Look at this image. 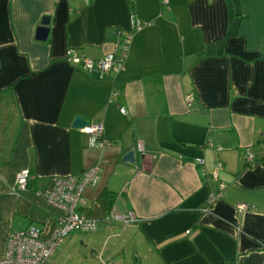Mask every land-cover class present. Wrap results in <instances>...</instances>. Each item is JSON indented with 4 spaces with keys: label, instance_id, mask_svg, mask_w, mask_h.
Returning <instances> with one entry per match:
<instances>
[{
    "label": "crops",
    "instance_id": "0c3cea01",
    "mask_svg": "<svg viewBox=\"0 0 264 264\" xmlns=\"http://www.w3.org/2000/svg\"><path fill=\"white\" fill-rule=\"evenodd\" d=\"M132 14L148 25L132 31ZM121 33L131 44L119 72L66 60L100 59ZM77 115L102 122L103 147L72 127ZM218 163L224 189L208 204ZM94 164L100 182L80 209L95 237L124 243L92 249L102 264H264V0H0V258L12 233L56 225L34 191ZM23 168L31 185L15 194ZM103 191L136 219H108Z\"/></svg>",
    "mask_w": 264,
    "mask_h": 264
},
{
    "label": "built area",
    "instance_id": "2783aa9c",
    "mask_svg": "<svg viewBox=\"0 0 264 264\" xmlns=\"http://www.w3.org/2000/svg\"><path fill=\"white\" fill-rule=\"evenodd\" d=\"M163 4L168 0H161ZM148 25L141 21L136 15L130 17L132 31H138ZM131 44V33H121L115 40L114 49L105 54L100 59H90L77 54L73 50H68L66 60L94 76H103L110 71L119 72L124 68L125 61ZM185 103L191 107L193 97L191 93L184 96ZM124 113V109H120ZM81 132L88 135L89 146L101 148L105 145L103 136V124L100 121L89 122L82 127ZM142 144L137 142L135 149L142 152ZM251 160L252 155L248 154ZM195 163L200 165L203 159L198 158ZM222 166L218 163L209 176L217 181L215 189L207 198V203L212 204L221 198L224 184L219 181L218 169ZM31 175L27 168L21 169L15 177L12 192L20 194L28 187ZM100 182V166L94 164L84 169L79 174L66 176H56L51 178L50 184L34 191V195L42 199L49 207L57 211L56 225L48 235H44L41 230L30 226L23 231H17L8 236L5 253L0 258V264H46L47 260L54 254L59 245L71 232H91L97 228L98 221L88 217L80 207L85 206L84 189L86 187H96ZM1 193V191H0ZM239 210L249 208L246 203L237 205ZM107 218L126 225L136 219L132 210L120 212L114 207L107 211Z\"/></svg>",
    "mask_w": 264,
    "mask_h": 264
},
{
    "label": "rangeland",
    "instance_id": "374dc122",
    "mask_svg": "<svg viewBox=\"0 0 264 264\" xmlns=\"http://www.w3.org/2000/svg\"><path fill=\"white\" fill-rule=\"evenodd\" d=\"M98 228H99V223L97 225V228L91 232H86V233L71 232L69 233L68 236L63 240V243H75L74 246L65 248L63 244L62 245L60 244V246L58 247V249H56L54 254L47 260L46 264H49L50 261L55 258L58 260L57 264H76V262L81 261L83 257H85L83 262H86V261L89 262L95 259L93 260L91 264H102V261L97 259V257L95 256V253L91 251L92 249H97L100 246H106V245L108 246L109 244H112V243H118L116 244V247H120L119 245L124 246V243L120 242L121 240L120 237L119 238H109L106 241L102 239V237L99 236L100 234H98L99 237L97 236L95 237V235L99 232ZM72 239H75V241ZM130 242L132 241L130 240L127 241V243H130ZM127 249L126 251H130L131 247H128ZM116 258H119V256L113 257V259H116ZM109 260L111 259L109 258Z\"/></svg>",
    "mask_w": 264,
    "mask_h": 264
},
{
    "label": "water",
    "instance_id": "95a60500",
    "mask_svg": "<svg viewBox=\"0 0 264 264\" xmlns=\"http://www.w3.org/2000/svg\"><path fill=\"white\" fill-rule=\"evenodd\" d=\"M48 24H49V17H43L42 21H41V25L37 28V33H36V38L37 39H41L44 40L47 36V32H48ZM89 124V121L84 119L82 116L77 115L73 122H72V127L75 128H82L84 126H87ZM122 160L124 162H134L135 160V153L133 150L127 151L123 157Z\"/></svg>",
    "mask_w": 264,
    "mask_h": 264
},
{
    "label": "trees",
    "instance_id": "16d2710c",
    "mask_svg": "<svg viewBox=\"0 0 264 264\" xmlns=\"http://www.w3.org/2000/svg\"><path fill=\"white\" fill-rule=\"evenodd\" d=\"M29 185H31V182L28 183ZM98 199L106 209H109L114 199V193L111 191H103L99 194Z\"/></svg>",
    "mask_w": 264,
    "mask_h": 264
}]
</instances>
